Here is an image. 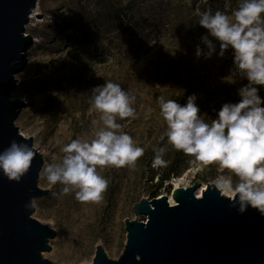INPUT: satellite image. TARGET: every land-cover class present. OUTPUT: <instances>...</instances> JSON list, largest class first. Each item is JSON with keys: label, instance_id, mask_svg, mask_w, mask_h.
Instances as JSON below:
<instances>
[{"label": "rangeland", "instance_id": "obj_1", "mask_svg": "<svg viewBox=\"0 0 264 264\" xmlns=\"http://www.w3.org/2000/svg\"><path fill=\"white\" fill-rule=\"evenodd\" d=\"M239 2L40 0L37 21L25 32L31 43L13 95L27 101L16 126L24 136H34L43 156L38 186L47 194L34 201L32 217L56 233L43 254L51 264H91L97 245L109 259H118L126 241L124 220L145 221L132 213V205L153 198V192L154 197L169 193L176 178L178 187L219 177L237 182L228 170L212 164L203 169L193 165L159 185L161 175L179 171L192 157L159 140L165 124L158 98L184 105L195 95L199 114L209 124L224 103L239 101L238 89L247 81L233 75L232 49L217 55L219 42L209 36L216 52L209 59L196 56L197 46L207 51L201 37L208 35L197 12L210 7L230 15ZM108 81L135 97L136 118H118L117 123L144 154L135 168H98L109 182L103 200L81 203L74 193L60 194L63 186L49 184L41 174L62 159L63 147L73 139L92 138L99 114L91 109V91ZM259 95L264 98V87ZM154 147L166 148V166H153Z\"/></svg>", "mask_w": 264, "mask_h": 264}, {"label": "clouds", "instance_id": "obj_2", "mask_svg": "<svg viewBox=\"0 0 264 264\" xmlns=\"http://www.w3.org/2000/svg\"><path fill=\"white\" fill-rule=\"evenodd\" d=\"M197 15L208 35L201 37L207 51L197 46L196 56L211 58L216 45L209 36L214 38L219 42L217 55L232 49L233 75L247 83L238 89L239 101L224 103L210 124L201 118L195 95L184 105L159 97L165 124L159 140L166 139L167 145L192 157L190 163L201 169L216 164L228 170L238 180L234 184L231 177L217 178L214 184L220 193L234 207L238 205L239 213L250 207L264 214V98L259 95V88L264 87V0H240L230 15L210 7ZM91 93V109L99 114V120L93 121L92 138L73 139L63 147L62 159L48 164L41 174L49 184L63 186L60 194L74 193L81 203L103 200L109 182L98 168H135L144 154L117 123L118 118H136L135 97L111 81L95 86ZM153 151V166H166V148L154 147ZM33 158L32 147L13 140L0 151V171L9 181L19 182Z\"/></svg>", "mask_w": 264, "mask_h": 264}, {"label": "water", "instance_id": "obj_3", "mask_svg": "<svg viewBox=\"0 0 264 264\" xmlns=\"http://www.w3.org/2000/svg\"><path fill=\"white\" fill-rule=\"evenodd\" d=\"M38 1L0 0V151L13 140L34 151L19 182L0 171V264H51L43 254L56 235L32 217V201L47 194L38 186L43 156L16 126L22 102L13 98L15 76L31 43L25 27ZM215 180H194L190 186H172L169 193L141 198L132 213L145 221L124 220L126 241L118 259H109L97 245L91 264H264V214L250 207L239 213Z\"/></svg>", "mask_w": 264, "mask_h": 264}, {"label": "bare ground", "instance_id": "obj_4", "mask_svg": "<svg viewBox=\"0 0 264 264\" xmlns=\"http://www.w3.org/2000/svg\"><path fill=\"white\" fill-rule=\"evenodd\" d=\"M40 12H41V8H40V0H39L38 3H37V5H36V7L31 12L30 17H29V20H28V23L26 24V27H25V29H26L25 32L26 33L28 32L29 26H33L35 24V22L37 21V15L40 14ZM13 98H15V95H13ZM26 137H29L32 140L34 139L33 138L34 136L30 135L29 133L26 134ZM33 144H34V146H36V144L34 143V140H33ZM179 179L180 178L174 179V186L175 187L179 186ZM203 189H204V185L196 191L197 197H200L201 196V193H202V190ZM168 202H169L170 205H174L175 204V201L171 198V196H168Z\"/></svg>", "mask_w": 264, "mask_h": 264}, {"label": "trees", "instance_id": "obj_5", "mask_svg": "<svg viewBox=\"0 0 264 264\" xmlns=\"http://www.w3.org/2000/svg\"><path fill=\"white\" fill-rule=\"evenodd\" d=\"M194 164L190 163V160H185V162L183 163V166L182 168L179 170V171H176V172H173L172 174H166V175H161L160 176V181H159V185H161V183L163 181H167L169 178H170V175H173V177H178L181 173L182 170L184 169H188L190 168L191 166H193ZM153 194V197H154V192L152 193Z\"/></svg>", "mask_w": 264, "mask_h": 264}, {"label": "built area", "instance_id": "obj_6", "mask_svg": "<svg viewBox=\"0 0 264 264\" xmlns=\"http://www.w3.org/2000/svg\"><path fill=\"white\" fill-rule=\"evenodd\" d=\"M20 101L22 102V105H26L27 104V101H26V98H20Z\"/></svg>", "mask_w": 264, "mask_h": 264}]
</instances>
